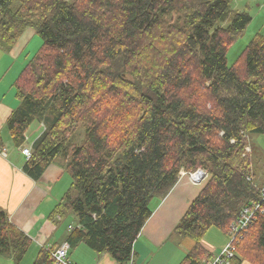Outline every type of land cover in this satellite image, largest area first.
Here are the masks:
<instances>
[{
  "label": "trees",
  "instance_id": "16d2710c",
  "mask_svg": "<svg viewBox=\"0 0 264 264\" xmlns=\"http://www.w3.org/2000/svg\"><path fill=\"white\" fill-rule=\"evenodd\" d=\"M232 3L0 0L2 45L27 28L42 40L14 82L19 105L5 128L20 148L33 123L44 125L23 167L31 179L65 161L71 185L50 217L73 216L69 248L83 243L128 264L150 203L181 171L209 179L174 228L193 241L180 264H204L208 231L230 239L242 209L260 202L247 138L264 136V37L228 66L251 21ZM30 244L0 210V257L19 264ZM234 246L230 264H264V202ZM54 250L40 248L32 264H54Z\"/></svg>",
  "mask_w": 264,
  "mask_h": 264
},
{
  "label": "crops",
  "instance_id": "0c3cea01",
  "mask_svg": "<svg viewBox=\"0 0 264 264\" xmlns=\"http://www.w3.org/2000/svg\"><path fill=\"white\" fill-rule=\"evenodd\" d=\"M34 32L27 28L11 49L0 51V210L6 213L12 225L31 239L30 247L19 264H31L40 248L61 246L75 225V222L64 225L70 214L62 220L50 217L71 185L65 161L58 158L38 180L31 179L23 170L27 159L22 155L21 147L13 145L9 132L4 128L8 117L19 105L14 82L35 55L24 53L26 44L33 40ZM41 133L39 124L28 129L24 146H31ZM208 178L196 183L181 173L167 196L152 200L151 216L133 244L132 259L128 264H180L183 261L193 241L177 238L173 231ZM263 183L264 180L259 185ZM228 242L226 235L221 237L209 230L202 243L211 254L208 259L219 253ZM68 259L74 264H118L110 255L98 254L83 243L69 248ZM0 264L14 263L0 257ZM242 264L250 263L244 261Z\"/></svg>",
  "mask_w": 264,
  "mask_h": 264
},
{
  "label": "rangeland",
  "instance_id": "374dc122",
  "mask_svg": "<svg viewBox=\"0 0 264 264\" xmlns=\"http://www.w3.org/2000/svg\"><path fill=\"white\" fill-rule=\"evenodd\" d=\"M231 9L239 11V12H242V11L247 12L249 16L251 17V21L247 25L245 30L242 31L243 33L231 45L227 53V56H226L228 66H231L235 62L238 61V59L240 58L243 52V49L247 46V44L251 41V39L255 35L259 34L262 37H264V0H238V1L233 0ZM41 45H42L41 38L38 36L36 32H34L33 40L29 41L26 44L24 48V53L27 54L28 52H30L31 56H33L38 51ZM11 48L12 47L7 48L6 46L0 43V51L2 50L4 52H7ZM37 125L38 124L33 123L29 129H33V126H37ZM39 128L42 129L43 131L44 125L39 124ZM83 135H84V130H83V127L80 126L78 128V131L72 136L71 138L72 142L74 144H79L81 140L83 139ZM247 139H248V145L250 146L252 150V152L250 153V159H251L252 169L255 175L254 181L256 182V184L259 185L260 182L264 180V136L263 135H250L249 138ZM181 173H184L190 176V174L194 172L188 173V172L181 171L179 172V176ZM206 173L208 174V172ZM208 177H209V174H208ZM206 178L207 177H205V179ZM74 222L75 220L73 216L71 215L67 217L64 225L73 224ZM210 230L212 231V233H217L221 237H224V235L218 229L211 228ZM185 240L190 241L188 239H185ZM228 241H229V238H228ZM23 264H25V262Z\"/></svg>",
  "mask_w": 264,
  "mask_h": 264
},
{
  "label": "built area",
  "instance_id": "2783aa9c",
  "mask_svg": "<svg viewBox=\"0 0 264 264\" xmlns=\"http://www.w3.org/2000/svg\"><path fill=\"white\" fill-rule=\"evenodd\" d=\"M25 138V142H26ZM22 155L28 160L31 156V146H22L20 149ZM246 151L249 152V148H246ZM208 174L204 170H197L196 172L190 174V179L196 183H200L205 181V177ZM260 202L257 204L252 205L251 207H245L242 209L240 217L237 221V224L233 226L232 236L229 239L224 248H222L219 253L215 254L210 260L207 258L204 261V264H230L232 258L235 254V247L234 241L241 232L247 229L249 224L254 219L255 213L260 209V204L264 202V184L260 187ZM68 250L69 245L67 242H64L61 246L56 248L54 251L51 252V257L53 259L54 264H74L68 259Z\"/></svg>",
  "mask_w": 264,
  "mask_h": 264
}]
</instances>
